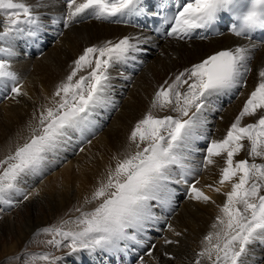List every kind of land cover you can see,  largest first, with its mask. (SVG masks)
<instances>
[{
  "label": "snow or ice",
  "instance_id": "obj_1",
  "mask_svg": "<svg viewBox=\"0 0 264 264\" xmlns=\"http://www.w3.org/2000/svg\"><path fill=\"white\" fill-rule=\"evenodd\" d=\"M143 3L144 0H66L63 25L67 28L87 16L112 20L140 15L146 11L140 7ZM173 4L175 11L164 16L162 22L169 25L167 35L179 40L190 38L198 29L215 30L224 15L235 16L238 23H233L229 30L237 37L251 39L255 31L264 30V0H173ZM168 6V0H162L159 7ZM0 13L5 16L0 40L18 36L24 31L23 25L29 26L28 35L32 37L41 30L38 16L23 0H0ZM57 22L53 20V23ZM132 39L125 36L118 42L106 41L102 45L86 47L74 60L71 73L56 87L52 106H44L39 112L31 137L0 161L3 169L0 171V199L9 192L20 191L19 179L38 170L47 153L56 149L70 131L86 127L97 106L108 102L105 92L110 87L109 69L115 63L125 61L131 52L146 50L138 47V43H131ZM259 46H264V41L260 45H235L219 50L185 68L171 83L165 81L155 93L152 108L170 107L176 115L160 117L150 110L136 123L130 135L136 150L118 160L115 168L109 171L106 181L92 195L93 200L101 202L92 211L81 214L77 230L46 227L41 231L56 232L70 239L68 246L73 252L123 251L130 246L129 242L142 245L141 237L146 238L148 227L157 220L151 202L171 206L174 189L169 185L188 183L187 177L195 171L196 166L189 162L190 157L184 152L190 150L194 140L206 138L197 134L206 124L202 115L206 100L224 90L246 86L243 82L251 71V52ZM0 53L14 54L11 48H0ZM85 68L90 69L87 75L74 80ZM17 80L18 75L11 70L10 64L0 59V83L13 82L12 93L22 95ZM258 113L256 123L240 126L242 118ZM245 139L250 142L251 157H264V68L259 69L258 83L227 135L222 140H212L206 148L205 167L214 163L213 157L226 153L220 184L233 181L235 177L238 179L226 193L227 199L221 208L223 215L217 216V223L212 226L217 230L204 237L205 247L197 254L196 264H201L199 257L205 256L212 264H243L248 246L257 240L264 241V195L261 194L264 163L233 159L244 148L241 141ZM174 167L180 169L179 179H173ZM207 187L212 188V185ZM214 190L220 191L219 188ZM190 193L194 200H211L196 184L190 185ZM28 198L29 195H24L25 200ZM48 243L59 246L61 242L53 239ZM165 243L173 241L165 240ZM39 258L47 261L49 256L44 254ZM55 259L52 258L51 264H55ZM140 264H143L142 258Z\"/></svg>",
  "mask_w": 264,
  "mask_h": 264
},
{
  "label": "bare ground",
  "instance_id": "obj_2",
  "mask_svg": "<svg viewBox=\"0 0 264 264\" xmlns=\"http://www.w3.org/2000/svg\"><path fill=\"white\" fill-rule=\"evenodd\" d=\"M160 1L144 0L140 7L146 11L140 15L112 20H98L87 16L65 28L63 17L66 13V0H23L31 6L34 15L38 16L41 30L34 42L37 48H30L29 43L21 39L25 35L24 31L28 30L27 25L22 26L25 30L18 36L0 40V48H11L14 53L11 56L0 53V59L10 64L11 70L18 75L16 85L24 93H12L11 81L0 83V160L12 154L17 146L31 137L32 129L38 123L39 112L44 106H52L57 85L71 73L74 60L83 54L86 47L102 45L106 41L118 42L121 38L129 36L133 38L131 43H138V47L146 50L131 52L125 61L115 63L109 69L110 87L105 92L108 102L97 106L86 127L80 131H70L68 137L46 155L47 161L43 169L34 175L29 172L19 179L18 192L29 195L33 212L27 215L21 224H17L18 220L11 216H4L0 232L3 235L13 233L14 238L0 243V258L17 253L19 247L27 244L38 229L53 220L51 208L50 213L47 208V214H36L37 207L44 199L53 201L52 204H55L57 209L61 206L56 210L57 221L60 218L58 216L73 206L84 209L93 206L92 194L106 181L109 171L115 168L118 160L136 150V144L130 140L136 123L150 110L160 117L176 115L170 107L152 108L155 93L165 81L171 83L185 68L219 50L235 45H260L262 42L235 36L229 30L228 15L222 17V29L217 34L198 29L190 38L184 40L169 37L167 34L156 36L148 29L145 13L150 9H158ZM116 19H120V22L117 23ZM53 20L58 22L53 23ZM4 21V14L0 13V32L4 30ZM136 38H139V41ZM251 56V71L243 82L246 86L224 90L209 97L205 102L207 106L202 115L206 124L203 128H212L211 141L222 140L227 135L228 129L258 83V71L264 68V46L254 49ZM88 71L90 69L85 68L78 72L74 80L80 75H87ZM184 88L186 85L181 91ZM258 118L259 113L245 116L240 126L256 123ZM241 143L244 148L234 155V161L248 159L250 163H264V157L253 158L249 155L250 142L247 139ZM191 145L192 148L185 150L184 155H192L191 151H196L200 144L194 140ZM226 158V153H222L213 157V164L205 167L203 157L199 162L201 168L193 172V175L197 174L199 178L192 184H196L205 195L211 197L209 202L192 199L187 183H183L181 189L174 186L171 206L179 205L173 212L170 211L171 215L163 211L164 206L156 204L155 201L151 202L157 220L153 226L148 227L146 238L141 237L144 240L142 245L129 242L139 250L136 251L138 257L142 256L141 252L152 251L151 256L147 255L155 264H196L197 254L205 247L204 237L217 230L212 226L217 223L216 217L223 215L221 208L226 202V193L231 191L232 183L238 179L235 177L233 181L219 183L221 169L226 166ZM189 162L194 164L191 159ZM179 171V168H173V179L179 178ZM207 185H212V188ZM215 188L220 191L216 192ZM178 192H183L182 199L179 198ZM9 194L11 195L6 194L0 199L5 208H9L10 204L17 202L16 198L21 197L11 192ZM261 194L264 195V190ZM171 206H167V209ZM153 232L162 237L157 239L151 235ZM177 232L181 235L177 236ZM152 237L156 238L155 243L149 241ZM164 238L173 241V244L162 245L161 240ZM65 255L69 256L62 255L59 262L55 260V264H117L111 260L112 254L105 255L103 261H100L99 257H91L92 253L84 250ZM116 257L119 260L120 256ZM199 259L201 264H212L206 256ZM242 260L243 264H264V241L257 240L250 244ZM26 261L28 260L24 257L21 264ZM45 261L42 260V264H51L52 258ZM137 262L140 264L141 259ZM147 262L143 259V264Z\"/></svg>",
  "mask_w": 264,
  "mask_h": 264
},
{
  "label": "rangeland",
  "instance_id": "obj_3",
  "mask_svg": "<svg viewBox=\"0 0 264 264\" xmlns=\"http://www.w3.org/2000/svg\"><path fill=\"white\" fill-rule=\"evenodd\" d=\"M4 26V25H3ZM25 30V29H24ZM24 36L21 38L26 39L29 35H28V30L24 31ZM38 54V53H37ZM37 54H35L37 56ZM1 99H0V104H1ZM54 151V150H53ZM49 154V153H47ZM46 154V155H47ZM6 158V157H5ZM4 160L1 159L0 161ZM47 160L45 159V161L41 164L40 168L38 170H36L35 172H31L32 175H34L37 171H40L41 169H43L45 167V162ZM7 165H5L6 167ZM3 169L0 168V171H2ZM28 175V173H27ZM11 193H13L15 196H21L20 198H16L17 202L14 204H10L9 208H5V206L0 202V224L3 222V218L4 216H11L12 218L16 219V221L18 222L17 224H21L22 222H24L27 218V215L31 214L33 212L32 209V204L30 202V198H28L27 200L24 199V194H20V192L17 191H12ZM7 195H11V194H7ZM93 195V194H92ZM93 206H91L89 209H84L80 206H73L70 209H68L67 211L63 212L60 216H58L59 220L57 221V215H58V209L61 207H59L58 209L55 208V204L53 205V201H51L50 199H44L42 201V204L37 207V211L36 214H47L46 210L48 208V211L50 213V208L53 209L51 211L52 218L53 220H51V222L48 223V225L42 226V228L38 229L28 240L27 244H25L22 247H19V250L17 253L15 254H11L5 257L0 258V264H21V260L26 257L28 261L24 262V264H42V259H40L39 257L41 255L44 254H48L49 259L50 258H56V262H59V260L61 259L62 255H64V257L69 256V255H65V254H69L72 251V249L68 246L71 244V240L70 239H66L64 238L62 235H60L59 233L56 232H44L41 231V229L43 228H60L63 231H69V230H76L78 229L79 225H78V218L81 216V214L83 212H90L92 211L96 206H98V204L101 202L100 200H93L91 197ZM45 203V204H44ZM46 205V206H45ZM53 206V208H52ZM43 207V208H42ZM68 207V205L66 206ZM31 208V209H30ZM40 208V209H39ZM45 211H44V210ZM42 210V211H41ZM57 210V211H56ZM10 217V218H11ZM175 217V216H173ZM0 243L1 242H5L6 240H12V238H14V234H8V235H3V233L0 232ZM12 235V236H11ZM181 235V234H180ZM152 236H155L157 239L161 238L162 235H158L155 234V232L152 233ZM12 237V238H11ZM152 237L151 239H154L155 241L153 243L156 242V238ZM59 240L61 243L59 246L53 245V244H49L48 241L49 240ZM165 240H169V239H162L161 243L162 245H166L168 243H165ZM171 241V240H169ZM173 244V243H171ZM130 245V244H129ZM124 245L123 243L121 244V248L123 249ZM137 249V248H136ZM134 246L130 245L126 250L123 251H118V250H109L110 252H115V254H112L113 257L115 256V258H117V254L116 253H124L125 256L121 257V263L123 264H138V260L140 258L137 257V259H135L133 256L137 254L136 250ZM87 251V250H84ZM108 250H97L96 253L95 252H91L92 255L91 257H99L100 261H103L104 256L108 254L107 252ZM136 252V254H134ZM88 253H90L88 251ZM145 252H141V254H144ZM74 256V255H73ZM154 256V255H153ZM103 257V258H102ZM113 257L111 258L112 261ZM141 259V258H140ZM145 259L147 262V264H155V261H153L147 254L142 258ZM45 261V260H44ZM46 262V261H45ZM152 262V263H150ZM89 264V263H88Z\"/></svg>",
  "mask_w": 264,
  "mask_h": 264
}]
</instances>
